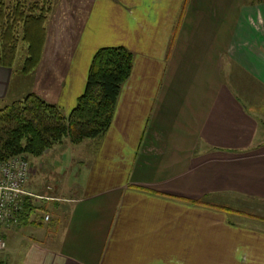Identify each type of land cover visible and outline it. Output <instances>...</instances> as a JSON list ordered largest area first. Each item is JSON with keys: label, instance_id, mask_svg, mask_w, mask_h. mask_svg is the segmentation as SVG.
Segmentation results:
<instances>
[{"label": "crops", "instance_id": "0c3cea01", "mask_svg": "<svg viewBox=\"0 0 264 264\" xmlns=\"http://www.w3.org/2000/svg\"><path fill=\"white\" fill-rule=\"evenodd\" d=\"M227 2L91 0L80 44L87 27L120 39L134 53L132 74L92 154L59 177L73 164L64 148L31 174L29 191L58 200L28 204L1 230L0 264H264V217L205 200L227 189L264 198L257 108L228 81L244 72L264 87V0ZM110 21L118 34L106 38ZM93 56L73 54L58 95L28 94L68 116ZM16 75L0 66V110L20 101Z\"/></svg>", "mask_w": 264, "mask_h": 264}, {"label": "trees", "instance_id": "16d2710c", "mask_svg": "<svg viewBox=\"0 0 264 264\" xmlns=\"http://www.w3.org/2000/svg\"><path fill=\"white\" fill-rule=\"evenodd\" d=\"M12 5L0 0V66L14 68L22 40L27 44L28 56L21 71L29 74L42 60L51 8L49 0ZM133 67L131 50L124 46L103 47L94 54L85 91L68 116L35 94L1 109L0 162L18 155L39 157L66 137L74 144L100 138L111 126Z\"/></svg>", "mask_w": 264, "mask_h": 264}, {"label": "rangeland", "instance_id": "374dc122", "mask_svg": "<svg viewBox=\"0 0 264 264\" xmlns=\"http://www.w3.org/2000/svg\"><path fill=\"white\" fill-rule=\"evenodd\" d=\"M39 1L40 0H6L9 6L17 2L32 4ZM254 1L261 0H228L227 4H233L235 2L245 4ZM49 6L51 11L48 13L45 25L47 28V44L44 57L40 62L41 64L38 65L34 71L27 74L28 76L21 71L25 59L28 56L27 44L20 40L15 63L17 75L13 81L12 87V96L14 92L20 95L17 100H22L30 95L28 93L33 92L40 97H48L51 99L52 96L58 95L56 91L59 89V84L63 78L59 75L63 74L68 69V64L73 54L75 55V53H77L82 56H87L88 54H95L102 47L120 46L118 43L120 39L109 40L103 37L94 38V36L91 35L90 27L86 28L87 35L83 44H80L79 41L82 33L85 31V27L89 26L87 21L93 9L91 0H49L48 7ZM107 31L108 34L107 32L102 33L103 36H107L106 38H109L110 35L113 36L118 34V28H115L111 21ZM228 81H230L231 84L239 85L238 87L241 90L239 89L240 91L238 94L247 105L249 104L257 108L251 111L254 115L258 116V124L260 125V131L256 139L257 144L261 141L262 136L264 137V87L244 72L236 82L234 80ZM9 101L10 104L15 101L14 97H10ZM97 143L98 140H88L82 145H79L72 143L70 138L66 137L62 142L50 147L39 157L29 155L18 156L28 160L32 174L35 171L40 172L47 168L51 156L53 158H58L59 154H62L64 148L70 149L69 152L72 155L70 154L69 158L62 157L73 164L69 165V163V168L68 166H59L55 169L59 177H68V174L72 172V166L74 167V165H77V160L84 157L82 154L84 152L92 154ZM70 158H73V161H71ZM205 200L209 201L212 205L229 209L231 213H251L250 215L255 218L264 217V198L247 192L227 189Z\"/></svg>", "mask_w": 264, "mask_h": 264}, {"label": "built area", "instance_id": "2783aa9c", "mask_svg": "<svg viewBox=\"0 0 264 264\" xmlns=\"http://www.w3.org/2000/svg\"><path fill=\"white\" fill-rule=\"evenodd\" d=\"M30 176L31 167L24 157L14 156L0 163V253L7 249V242L1 235V230L17 226L28 204L58 200L29 191ZM49 219L46 215L45 220Z\"/></svg>", "mask_w": 264, "mask_h": 264}]
</instances>
